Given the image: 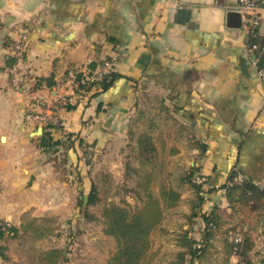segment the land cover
I'll return each instance as SVG.
<instances>
[{"label": "crops", "instance_id": "1", "mask_svg": "<svg viewBox=\"0 0 264 264\" xmlns=\"http://www.w3.org/2000/svg\"><path fill=\"white\" fill-rule=\"evenodd\" d=\"M230 11H237L236 0H0V222L22 235L27 220L49 219L70 203L75 210L77 190L38 146L44 125L24 117L36 111V99L58 97L49 86L57 77L90 64L102 74L114 54L110 68L121 78L113 87L72 99V110L50 106L63 133L95 143L91 163L108 156L121 161L141 124L170 166L176 162L182 172L188 165L208 180L215 191L203 211L230 212L222 187L232 172L264 189V78L251 65L244 29L227 26ZM21 36L26 49L18 59L12 46ZM257 42L264 46L262 28ZM39 126L42 134L32 136ZM90 166L80 161L84 178ZM181 212L185 218L189 207ZM250 233L264 249V229ZM191 235L199 240L198 226Z\"/></svg>", "mask_w": 264, "mask_h": 264}, {"label": "trees", "instance_id": "2", "mask_svg": "<svg viewBox=\"0 0 264 264\" xmlns=\"http://www.w3.org/2000/svg\"><path fill=\"white\" fill-rule=\"evenodd\" d=\"M258 30H253L247 37V47L259 45L257 42ZM258 58L259 67L264 66V56L260 51L255 52ZM111 59H106L105 62ZM102 63V67L104 66ZM114 62H112L113 64ZM113 66V65H112ZM96 66L90 64L78 73L73 74L77 88L74 92L80 97L91 93L99 87L102 92L108 91L120 80V75L114 73L113 68H109L99 80H94ZM64 77H69L66 74ZM49 86L55 88L56 80ZM67 100V98H65ZM63 107L72 110L73 105L63 103ZM60 132V138L55 139L53 134ZM138 158L146 164H153L159 157L157 149L150 137L143 134L138 141ZM39 148L43 153L51 156V160L63 156V169L68 182L77 186V200L75 205L76 214L87 223L98 221V218L90 212V208L100 202V191L108 192V177L100 174V177L93 179L90 177V170L84 178L79 169L80 161L84 165L90 166L93 159L95 143L85 141L80 135L63 133L61 121L48 122L44 126V132L39 138ZM162 147V152H163ZM161 164H165L162 158ZM68 165V166H67ZM68 167V170L66 169ZM91 167V166H90ZM128 171L131 170L127 168ZM134 173H137L133 170ZM152 173H148L145 180L139 184L144 199L140 206L129 208L126 203L123 206L116 203H106L101 211L106 236L112 237L116 243V251L108 259L106 264H154L159 249L155 248V237L161 231L165 218V212L178 206L181 193L167 182H161L155 192L151 187ZM203 178L202 182L197 179ZM86 179V180H85ZM86 183V185H85ZM102 184L99 187L98 184ZM179 185H186L192 193L190 200L189 214L185 216L187 229L182 230L176 238V245L181 249L175 254L172 264H201L214 252V241L218 236L222 237L223 258L220 264H264L262 261L256 263L251 258V251L254 246L250 227L253 220L258 217L256 213L262 209L264 204V189L257 186L247 177H238L237 172H232L228 176L225 185L222 187L226 193L228 208L230 212L227 216L235 213H243V224L247 229L239 231L233 227L227 231L220 232L223 225V214L226 212L218 206L211 208L209 212L203 211L206 196L214 192V189L207 188L208 180L199 174L198 169L193 168L184 173L178 179ZM134 192L135 190H125ZM136 194V193H135ZM237 199V200H236ZM199 227L200 238L196 240L191 234L194 228ZM242 226V225H241ZM236 235L240 236V241L235 242ZM18 229L0 222V242L6 243L8 238L16 239ZM6 246H0V256L6 260L4 255ZM232 258H236L234 263Z\"/></svg>", "mask_w": 264, "mask_h": 264}, {"label": "rangeland", "instance_id": "3", "mask_svg": "<svg viewBox=\"0 0 264 264\" xmlns=\"http://www.w3.org/2000/svg\"><path fill=\"white\" fill-rule=\"evenodd\" d=\"M26 45V43H25ZM25 53V52H24ZM79 70H70L68 76H73L74 73H78ZM65 76V75H64ZM57 77V79L62 78ZM56 79V80H57ZM66 93H69L67 96ZM79 95L74 92V89H64L58 92V97H48L46 100L49 106H53L54 102H57V111L60 107H63V103L70 104L75 100H78ZM67 98V100L65 99ZM57 99V100H56ZM56 100V101H55ZM36 111H42L40 106L36 107ZM140 133L136 137H133L131 142V149L125 153L124 157L115 162L112 156L103 157L98 163L95 164L93 160L90 177L96 179L100 177V174L108 177L107 182L108 192L100 191V202L94 207L90 208V212L93 213L98 221L87 223L81 220L79 223L75 221L74 203L57 206L54 216H50L49 219L41 221L27 220L21 227L22 235L18 233V239L8 238L6 243H1L0 246H6L4 255L6 260L5 264H106L108 259L116 251V243L112 237L106 236L103 233L104 223L101 218V211L106 203H116L123 206L124 204L133 209L136 206H140L144 199L143 192L139 186L142 183L148 173H152L151 187L156 192L161 182H167L173 188L177 189L181 193L180 204L177 208L170 209L165 212L164 222L162 224L161 231L155 237V248L159 249V255L154 264H172L175 259V248L173 240H176L182 230L186 229L183 225H187L186 219L181 217L182 208L188 209L190 206V200L192 193L187 189L186 185H179L178 179L188 170V165L183 167L182 172L180 168L173 163L170 166L169 160H164L165 164H161L162 158L159 156L153 164L143 163L138 158V144L139 137L145 133L140 124ZM135 141V142H134ZM168 161V163H167ZM55 166V171L58 176L66 180V175L63 169V156L52 159ZM127 168L131 170L128 171ZM136 171L137 173L133 172ZM102 187V184H98ZM76 185H72L74 190H77ZM74 190L72 191L74 193ZM125 190H135L134 192H125ZM75 194V193H74ZM73 195V194H72ZM75 197L77 194L74 195ZM188 206V207H187ZM262 209L257 211L258 217L254 219L253 225L250 227L253 230L264 229V222H261L262 216L264 217V204ZM230 211V210H229ZM228 212H225L223 216V225L220 228V234L224 231L232 229L235 226L239 231L245 230L246 224H243L244 214L235 213L234 215L227 216ZM242 225V226H241ZM255 232V231H254ZM39 235V239L36 238ZM55 239V242L51 240ZM20 240L24 242V248L19 246H12L9 241ZM38 241L40 243H38ZM222 237L218 236L214 241V252L201 264H220L223 258L222 252ZM258 245L253 247V250L257 249L264 252L263 247L258 241ZM34 245V248H33ZM37 246V247H36ZM36 247V248H35ZM263 249V250H262ZM250 253L251 258L255 261H262L261 254L256 252ZM17 260H13L16 259ZM233 262H236V258H232Z\"/></svg>", "mask_w": 264, "mask_h": 264}, {"label": "built area", "instance_id": "4", "mask_svg": "<svg viewBox=\"0 0 264 264\" xmlns=\"http://www.w3.org/2000/svg\"><path fill=\"white\" fill-rule=\"evenodd\" d=\"M236 10L241 15V28L244 29L247 36L255 29H264V0H236ZM248 53L251 55V65L257 71L259 77L264 78V70L259 67L258 59L255 57V52L260 51L264 56V46L260 47L257 45H252L247 47ZM25 38L21 36L19 42L12 46V51L14 57L21 59L25 52ZM112 59L104 64V72L102 74H95L92 79L99 80L101 76L110 68L112 62L116 59V54L113 55ZM10 75L13 79V84L17 86L18 71L16 67H12L9 70ZM77 84L74 81L73 76L62 77L56 80V86L54 90L56 92L62 91L64 89H76ZM35 109L37 106L42 108V111L36 112L31 110L24 117L25 122H36L41 125H46L48 122H56L57 117L52 113L49 103L46 99H36L35 103L32 105ZM203 178L197 179V182H202ZM235 242L240 241V236L236 235L234 238Z\"/></svg>", "mask_w": 264, "mask_h": 264}, {"label": "water", "instance_id": "5", "mask_svg": "<svg viewBox=\"0 0 264 264\" xmlns=\"http://www.w3.org/2000/svg\"><path fill=\"white\" fill-rule=\"evenodd\" d=\"M179 13L184 16L186 15L187 12L181 9ZM227 26L235 29L241 28V15L239 12L230 11L227 13ZM42 132H43L42 126H39L37 132L33 133L32 136H40Z\"/></svg>", "mask_w": 264, "mask_h": 264}]
</instances>
